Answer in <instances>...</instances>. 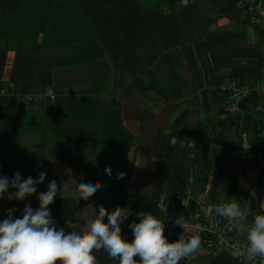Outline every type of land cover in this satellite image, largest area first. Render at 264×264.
<instances>
[{
	"label": "crops",
	"instance_id": "obj_1",
	"mask_svg": "<svg viewBox=\"0 0 264 264\" xmlns=\"http://www.w3.org/2000/svg\"><path fill=\"white\" fill-rule=\"evenodd\" d=\"M236 1L0 0V176L47 173L31 197L0 200V221L10 208L14 218L25 204L38 208L52 180L69 192L104 185L88 200L56 197L49 207L65 232L76 230L65 219L86 224L99 205L132 209L121 225L129 241L137 212L161 220L177 198L189 211L204 196L210 211L235 199L249 218L264 214V181L252 190L241 182L262 152L240 146L243 133L256 141L264 98L232 114L218 90L230 77H264V34ZM182 232L165 235L173 242ZM94 255L118 264L103 249ZM215 256L201 245L179 264H215Z\"/></svg>",
	"mask_w": 264,
	"mask_h": 264
},
{
	"label": "clouds",
	"instance_id": "obj_2",
	"mask_svg": "<svg viewBox=\"0 0 264 264\" xmlns=\"http://www.w3.org/2000/svg\"><path fill=\"white\" fill-rule=\"evenodd\" d=\"M104 172L112 176L110 166ZM46 176L43 171L38 178H23L19 172L12 178L0 176V200L6 196L9 201H24L37 193V186L44 183ZM124 177L123 172L116 174L117 180ZM103 187L100 181L80 182L69 192L52 180L47 191L37 196L38 208L25 204L23 215L18 218H14L16 208L8 209L6 218L0 221V264H57L58 261L60 264H98L94 251L101 249L118 264H179L182 259L201 250L200 236L186 235L185 231L176 241L169 242L165 223L144 211L136 213L138 222L129 224L133 239L127 240L122 235L121 225L133 215V211L119 205L111 212L104 205H99L98 212L95 208L93 217L86 224L65 219V224L76 230L65 232L63 227L57 226L49 206L58 195L61 199L71 195L79 200H88ZM251 196L255 198L254 190ZM214 211L228 225L238 231H246L244 243L231 244L232 255L243 258L246 264H264V214L255 215L248 226L249 213L235 199L217 204ZM175 225L185 230V218L178 215Z\"/></svg>",
	"mask_w": 264,
	"mask_h": 264
},
{
	"label": "built area",
	"instance_id": "obj_3",
	"mask_svg": "<svg viewBox=\"0 0 264 264\" xmlns=\"http://www.w3.org/2000/svg\"><path fill=\"white\" fill-rule=\"evenodd\" d=\"M236 6L244 11L247 23L264 34V0H237ZM218 90L224 94L225 109L236 114L248 98L252 96L264 98V77L254 82H244L237 77H230L218 84ZM4 93L6 90L0 89V94ZM50 97L53 96L50 94ZM20 98L30 103L37 101L39 96L24 94ZM256 138L263 153L254 165L244 169L241 177V182L249 190H252L260 181H264V118L257 130ZM240 146L243 151L249 150L252 146L245 133L241 134ZM187 202V198H177L162 206L161 221L165 223V230L191 231L200 236L202 245L208 254H222L235 264H246L243 258L232 255L231 248L233 243L245 242L246 231H238L228 225L226 220L217 217L215 211L208 209L204 196L199 197L197 208L193 211L188 210ZM178 215L185 218L187 224L185 230L175 225ZM254 216L248 217V226L251 225Z\"/></svg>",
	"mask_w": 264,
	"mask_h": 264
},
{
	"label": "trees",
	"instance_id": "obj_4",
	"mask_svg": "<svg viewBox=\"0 0 264 264\" xmlns=\"http://www.w3.org/2000/svg\"><path fill=\"white\" fill-rule=\"evenodd\" d=\"M252 147L261 150V152L263 153V150L261 149L257 138L254 144L252 145ZM212 262L215 264H235L230 258H227L225 255H222V254L215 256ZM57 264H60V262L58 261Z\"/></svg>",
	"mask_w": 264,
	"mask_h": 264
}]
</instances>
